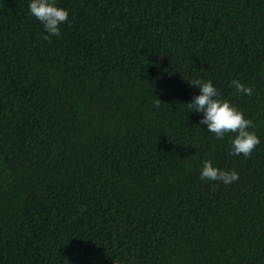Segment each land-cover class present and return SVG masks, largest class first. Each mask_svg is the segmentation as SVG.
I'll return each mask as SVG.
<instances>
[{
    "label": "trees",
    "instance_id": "trees-1",
    "mask_svg": "<svg viewBox=\"0 0 264 264\" xmlns=\"http://www.w3.org/2000/svg\"><path fill=\"white\" fill-rule=\"evenodd\" d=\"M59 3L44 39L0 0V264H264V0ZM193 74L253 120L250 156L187 108Z\"/></svg>",
    "mask_w": 264,
    "mask_h": 264
},
{
    "label": "clouds",
    "instance_id": "clouds-1",
    "mask_svg": "<svg viewBox=\"0 0 264 264\" xmlns=\"http://www.w3.org/2000/svg\"><path fill=\"white\" fill-rule=\"evenodd\" d=\"M29 12L37 18L45 30L44 39L52 36L59 37L62 25L69 20L70 10L61 5L59 0H28ZM187 82L198 87L187 108L190 111L203 113L201 124L207 126V131L214 134V138L223 140L226 135H231L229 140V155L248 157L251 155L261 138L257 134L253 120L246 115L244 109L238 107L231 99L224 98L212 79H205L198 74L186 78ZM235 93L251 96L253 86L242 82L238 78L230 81ZM156 107L161 104V99L154 101ZM199 178L204 181H218L230 185L239 178V172L235 168H222L213 159L202 161ZM121 264H135V257L129 256L121 261Z\"/></svg>",
    "mask_w": 264,
    "mask_h": 264
}]
</instances>
